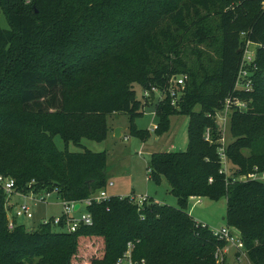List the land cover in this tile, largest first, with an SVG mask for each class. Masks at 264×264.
Returning <instances> with one entry per match:
<instances>
[{"label": "trees", "instance_id": "1", "mask_svg": "<svg viewBox=\"0 0 264 264\" xmlns=\"http://www.w3.org/2000/svg\"><path fill=\"white\" fill-rule=\"evenodd\" d=\"M249 45L257 49L243 75ZM182 76L175 108L169 90ZM135 85L164 96L157 132L169 130L172 115L190 117L189 150L153 154L149 163L150 180L167 181L176 207L112 197L86 208L93 224L73 233L52 221L9 230L0 188V264H116L130 242L139 264H216L225 244L188 209L192 198L221 197L250 264H264V181L251 178L264 175L262 0H0V175L17 193L57 190L66 202L105 190V152H61L54 139L102 142L107 116L125 113L145 140L134 124L144 107ZM227 102L226 175L215 115Z\"/></svg>", "mask_w": 264, "mask_h": 264}, {"label": "rangeland", "instance_id": "2", "mask_svg": "<svg viewBox=\"0 0 264 264\" xmlns=\"http://www.w3.org/2000/svg\"><path fill=\"white\" fill-rule=\"evenodd\" d=\"M1 26L8 29V24L4 16L1 18ZM256 45H249L248 51L250 54H255ZM134 89L139 100L143 104V114L134 120L137 130L146 131L148 135L145 140L132 133L130 129L131 118L129 114L117 113L107 116V124L109 131L102 142L93 140H84L82 146H77L73 143L66 145L63 140L57 136L54 141L57 148L61 152H84L90 150L93 152H105L112 176L109 178L106 185V193L109 197H117L111 194L113 191H120L122 196H133L139 198L146 196L148 200H158L162 204L176 207V202L173 204L167 197L166 190L169 185L166 180L157 184L149 177V163L153 154H169L174 152H186L190 147L189 125L190 117L183 114H175L170 117V127L167 132H157L158 117L156 108L162 95L156 94V100L153 103L146 104L145 90L139 85H135ZM198 110V108H197ZM215 122L218 129L222 132L227 144L231 140L229 130V111L224 109L218 111L215 115ZM121 129V137L116 136V129ZM229 169V165L227 171ZM257 179L264 181V176H258ZM110 183L114 186L110 187ZM197 200L200 203H196ZM31 202L34 219L25 218L24 226L28 232L36 231L45 221L51 217L63 213V205L58 200L57 195L52 194L45 203ZM176 201V200H175ZM29 202V203H30ZM189 213L199 223L208 225L213 231L220 230L227 226V199L221 197L218 200L211 198H192L189 200ZM85 212V207L81 208L80 217ZM57 217V216H56ZM46 221V222H47ZM81 253H85L84 258H88L92 254L86 252V249L81 248ZM85 260V259H83ZM226 264H246L248 258L243 262L235 261L232 252L227 255Z\"/></svg>", "mask_w": 264, "mask_h": 264}, {"label": "built area", "instance_id": "3", "mask_svg": "<svg viewBox=\"0 0 264 264\" xmlns=\"http://www.w3.org/2000/svg\"><path fill=\"white\" fill-rule=\"evenodd\" d=\"M262 3L264 7V0H262ZM254 59H255V54H250L247 49L245 58H244V66L242 68L241 74L246 75L245 67L248 65H252L254 63ZM185 80H186L185 76L177 78L175 87L169 90V93L171 96V104L175 108L179 107L178 102L181 97L180 87L184 86ZM245 87L250 88V82H248ZM152 93H154V95L156 96V94L160 92H158L154 88L152 89ZM152 93L148 91L145 92V97H149L150 94ZM163 97L164 96L162 95L160 100H162ZM229 105H230L229 102H227L226 110L228 111H229ZM240 107H243V105H240ZM156 129H157V126H156ZM206 140L207 141L210 140L209 130L206 132ZM220 142H221V146L218 149V152L220 154V158H221L222 165H223L222 172H224L227 175L228 173L227 168H228L229 162L226 156L227 144L225 143V138L223 137V135H222ZM148 172L150 174V170H148ZM258 176H264V175H257V176L254 175L251 178L257 179ZM247 179H248L247 177H243L240 180L246 181ZM210 182H212V179H210ZM112 185L113 183H110V186ZM0 188H2L8 195L6 208H7V214H8L9 230H14L18 224L20 225L19 222L23 223V220L25 218L33 219L34 214L32 210V205L30 201H29L30 203L28 202V200L35 202V204L45 203L46 201H48V199L50 198L52 194H58L57 190H54L52 192H47L44 194H40V195H36L33 192H31L30 194L17 193L16 188H15V181L11 178L4 177L2 175H0ZM15 195L21 196L23 201H21L20 204L15 205L14 213L11 214L12 213L11 211L13 209L11 207V199ZM131 197L134 198V200L139 206H143L148 201V198L146 196H141L139 198H136L133 196ZM118 198L124 199L125 197H118ZM110 200H111V197L107 195L106 190H101L98 194L82 202H66V201L61 200L62 205H63L62 215L54 217L48 220L47 222L52 221V224L54 226H59L60 224L63 223L64 231L73 233L77 231L81 226H91L93 224L92 214L89 211H87L86 208L92 206L94 203L103 204V203L110 202ZM196 203H200V201L197 200ZM76 204H80V208L78 210L75 209ZM83 206L85 207V212L80 217H78L77 214L81 212V208H83ZM205 226L206 225L203 224V227ZM212 232L218 241L225 244L224 249L221 252H219L215 257L216 264H226L227 263L226 258L229 252H232L235 261H238V262H243L249 257L244 241L233 231L232 228L226 226L224 228H221L220 230L212 231ZM134 247L135 246L132 242L128 243L126 251L124 252L122 257H120L117 260L116 264H139L133 258ZM142 264H144V261H142ZM246 264H250L249 259Z\"/></svg>", "mask_w": 264, "mask_h": 264}, {"label": "crops", "instance_id": "4", "mask_svg": "<svg viewBox=\"0 0 264 264\" xmlns=\"http://www.w3.org/2000/svg\"><path fill=\"white\" fill-rule=\"evenodd\" d=\"M156 100V99H155ZM154 100V101H155ZM112 170H110L109 171V177H111L112 175ZM114 186V184L112 185V186H110V187H113ZM166 193H167V197L169 198V200L173 203V204H175V199L172 197V196H170V194H169V191L168 190H166ZM111 194H113V195H116L117 197H125V196H122L121 194H120V191H113ZM55 195H57V194H55ZM141 197V196H140ZM57 198H58V200L62 203V201L60 200V198H59V196L57 195ZM21 201H23V199H22V197L21 196H19V195H15L12 199H11V207L13 208L12 209V213L11 214H13L14 213V208H15V205L17 204H20V202ZM148 201H150V200H148ZM154 201L155 202H158V203H162V202H160V201H158V200H155L154 199ZM78 214H81V213H78ZM78 214H77V216H78ZM56 216H59V215H56ZM56 216H53V217H51L50 219H52V218H54V217H56ZM34 219V218H33ZM49 219V220H50ZM47 221V220H46ZM45 221V222H46ZM20 224H24V221H23V223L22 222H19Z\"/></svg>", "mask_w": 264, "mask_h": 264}, {"label": "water", "instance_id": "5", "mask_svg": "<svg viewBox=\"0 0 264 264\" xmlns=\"http://www.w3.org/2000/svg\"><path fill=\"white\" fill-rule=\"evenodd\" d=\"M155 99H156V96L154 94H150L149 103H153ZM115 131H116V136L121 137V129L117 128ZM79 208H80V204H76L75 209L78 210Z\"/></svg>", "mask_w": 264, "mask_h": 264}]
</instances>
